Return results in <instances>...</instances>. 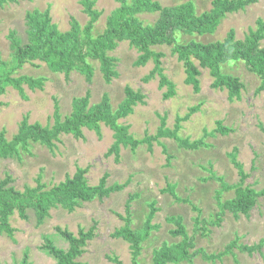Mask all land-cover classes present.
<instances>
[{"label":"rangeland","instance_id":"rangeland-1","mask_svg":"<svg viewBox=\"0 0 264 264\" xmlns=\"http://www.w3.org/2000/svg\"><path fill=\"white\" fill-rule=\"evenodd\" d=\"M158 1L162 7L190 1L197 14L211 7V0ZM94 2V9L100 12L92 30V34L97 35L104 30L106 17L119 3L117 0ZM34 9L40 12L47 10L51 22L61 32L69 29L70 18H74L81 27L89 19L77 0L6 3L0 7V61L8 64L12 61L6 37L9 31H15L22 43L27 42L24 16ZM157 16V13L138 15L143 24H153ZM257 19L264 20V0L226 14L211 34L178 32L175 41L179 44L222 41L229 30L234 31L236 39H243L249 29L255 28ZM260 46H264V39ZM151 49L163 54V74L173 83L175 91L169 99L162 97L166 87H158L157 75L144 81L153 68V62L149 60L144 66H135L138 52L127 41L118 43L113 51L108 52L116 59L117 71V77L109 83L104 82L99 62L95 60H89L93 70L90 82L76 71L65 78L62 73L51 72L38 61H34L36 66L25 63L12 73L13 77H42L44 83L42 89L34 90L23 85L24 97L11 87H6L4 94L0 95V131L4 132L7 140L17 133L24 117L29 123L51 126L55 101L61 120L71 112L72 100L86 93L89 105L98 103L106 94L111 109L115 110L124 99L127 86L144 95V103L135 105L131 114L118 120V124L127 126V133L133 139L141 142L134 149L130 145H120L117 157L108 153L114 142V132L100 123L99 133L82 128L81 139L60 134L51 148L30 142L17 156L0 158V180L9 175L11 181L8 186L18 191L38 184H43L47 190L64 181L65 177H71L77 167L87 170L85 178L88 185L98 184L104 174H107V187L125 184L123 189L101 200L79 202L71 212L61 207L53 208L41 224H37L31 210L26 211V220L15 212L9 218L13 229L11 235H0V264H17L25 253L28 264H52V258L39 248L43 236L54 237L57 227L74 235L79 229H93V238L76 259L80 264H115L109 258L130 264L129 244L112 236L124 224L119 215H126L127 200L130 228L133 230L141 229L151 207L155 209L149 222V236L141 243L138 264H150L153 250L162 244L170 245L182 240L181 236L170 234L176 229L177 221L184 226L187 237L192 239L190 253L201 249L206 255L215 256L204 259L196 253L190 262L178 264H264L262 196L256 198L248 215H233L226 211L220 216L219 225L207 223L214 220L219 211L217 197L221 201L234 197V189L223 190L217 178L229 186L240 182L231 156L247 176L243 187L248 186L258 193L264 190V92L255 93L260 83L258 77L248 72L242 62L223 64L221 73L237 77L243 84L239 98L230 100L226 89L211 87L213 78L208 69L199 67L195 61L200 74L197 77L198 92H194L191 85L184 83L183 66L173 54L172 45H158ZM192 107H197V110L187 120H178ZM162 121V130L174 132L178 138L188 142L201 141L204 145L185 149L171 137L158 136ZM217 122L229 132L222 134L217 131ZM146 137L154 138L145 141ZM259 244V250L253 252L242 249Z\"/></svg>","mask_w":264,"mask_h":264},{"label":"trees","instance_id":"trees-1","mask_svg":"<svg viewBox=\"0 0 264 264\" xmlns=\"http://www.w3.org/2000/svg\"><path fill=\"white\" fill-rule=\"evenodd\" d=\"M17 1L0 0V7ZM77 1L89 18L83 27L74 18H70L69 29L61 32L51 22L47 10L40 12L34 9L26 12L24 16L27 26L26 43H22L15 31L8 32L6 37L12 51V61L11 64L0 61V95L4 94L6 87L15 89L22 97H24L23 85L31 90L42 89L44 83L42 77L12 76V73L25 63L33 65L34 61L43 63L51 72L62 73L65 78H68L72 71H76L83 75L87 82H90L93 70L89 60H95L99 62V70L104 82L109 83L117 77V71L115 70L116 59L108 55V52L113 51L118 43L123 41H127L128 45L138 52L134 62L135 66H144L149 60L153 62V68L144 81L157 75L158 87H166L162 95L164 99L173 97L175 91L173 83L163 74L161 67L163 54L151 49L158 45H172L173 54L183 66L184 83L191 85L194 92H198L197 77L200 74L195 61L199 67L208 69L213 78L211 87L226 89L230 100L238 99L243 88V84L237 77L221 73V66L232 61L242 62L248 72L258 77L260 83L255 93L264 92V46H260V41L264 39V20L257 19L255 28L249 29L243 39H236L234 31L229 30L222 41L210 43L190 41L185 44L175 41V34L178 32L187 35L211 34L226 14L243 10L259 0H211L210 9L199 14L196 13L190 1L162 7L158 0H117L119 6L106 17L104 30L97 35H93L92 30L94 23L100 17V12L94 9V0ZM145 13L158 14L153 24H143L139 19L138 15ZM124 94V99L115 110L111 109L106 94H103L98 103L91 105H89L88 93L74 98L71 112L63 120L60 118L59 108L55 101L51 126L29 123L27 117H24L19 123L17 133L10 140H7L4 132L0 131V158L17 156L20 150H25L30 142L51 148L53 143L58 141L60 134H70L75 139H81L83 138L82 128L99 133L100 123L114 132V142L108 153H114L117 157L120 145H130L131 149H134L141 141L133 139L127 133V126L118 124V120L131 114L135 105L143 104L144 95L127 86L124 88ZM196 110L197 107L190 108L188 113L178 120H187ZM163 123L162 121L158 136L171 137L185 149H197L204 145L201 141L188 142L178 138L174 132L162 130ZM217 124V131L222 134L229 132V129L222 127L220 122ZM152 138L154 137H146L144 140L149 141ZM231 162L238 170L240 182L229 186L223 183L221 178H217L223 190L234 189V197L224 201L216 198L219 211L214 220L207 222L214 226L219 225L220 216L224 212L245 216L254 206L258 196L264 199V190L258 193L248 186L243 187L242 183L247 176L233 156H231ZM86 172V169L77 167L71 177H65L64 181L47 190L44 189L43 184H38L36 187H25L23 191H18L8 186L11 181L9 175L0 180V235L3 233L11 235L13 229L10 227L9 218L15 212L19 218L26 220L28 219L26 211L31 210L37 224H41L53 208L61 207L71 212L79 202L101 200L108 197L110 193L125 187V184L105 186L107 174L101 177L98 184L88 185L85 178ZM170 192L172 193L171 190ZM154 212L155 209L151 207L144 225L139 230L130 228L128 200L125 205L126 215H119L124 224L116 229L112 236L121 238L129 244L130 264H138L137 257L140 254L141 243L149 236L151 229L149 222ZM195 221L198 223L197 220ZM176 225V229L170 234L174 237L181 236L182 240L170 245L164 243L160 248L153 250L150 264L190 262L196 253H200L204 259L215 257L206 255L201 249L190 253L189 249L193 246L192 239L187 237L184 226L179 221ZM56 231L54 237L43 236V243L39 249L52 258V264H80L76 259L83 253L86 243L93 238V229L88 231L79 229L77 235L59 227ZM259 247L260 244L242 247V249L253 252L259 250ZM109 259L115 264H121L117 258ZM17 264H28L26 253L21 262Z\"/></svg>","mask_w":264,"mask_h":264}]
</instances>
